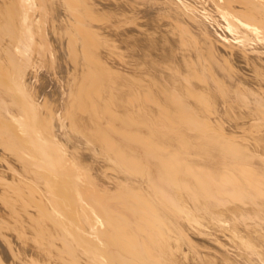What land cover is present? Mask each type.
I'll use <instances>...</instances> for the list:
<instances>
[{"label": "bare ground", "instance_id": "6f19581e", "mask_svg": "<svg viewBox=\"0 0 264 264\" xmlns=\"http://www.w3.org/2000/svg\"><path fill=\"white\" fill-rule=\"evenodd\" d=\"M0 264H264V0H0Z\"/></svg>", "mask_w": 264, "mask_h": 264}]
</instances>
